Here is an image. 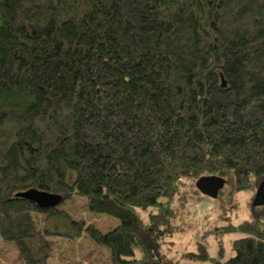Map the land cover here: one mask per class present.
Masks as SVG:
<instances>
[{
	"label": "trees",
	"instance_id": "1",
	"mask_svg": "<svg viewBox=\"0 0 264 264\" xmlns=\"http://www.w3.org/2000/svg\"><path fill=\"white\" fill-rule=\"evenodd\" d=\"M0 15V235L24 264L79 263L47 228L66 212L19 192L117 217L85 228L111 264H177L165 246L211 174L219 198L255 193L249 218L209 233L245 235L183 258L264 264V0H0Z\"/></svg>",
	"mask_w": 264,
	"mask_h": 264
},
{
	"label": "rangeland",
	"instance_id": "2",
	"mask_svg": "<svg viewBox=\"0 0 264 264\" xmlns=\"http://www.w3.org/2000/svg\"><path fill=\"white\" fill-rule=\"evenodd\" d=\"M2 23L0 15V25ZM254 193V190L248 189L230 194V189L227 188L224 198H212L202 193L198 197L191 195L188 198L189 202L181 207L180 214V217H185L190 225L185 231L170 238L171 242L165 246L169 248L170 257L176 259L177 264H204L201 260L198 262L187 260L183 258V254L198 251V243L202 242L207 245L212 255H217L220 239L227 251H231V241L242 237L244 233L232 230L218 237L214 232L209 233V230L213 231L216 226L239 225L249 218ZM59 207L66 215L53 217L47 222L49 230L62 233L58 236L60 247L57 254L63 251L68 255L74 254L79 264H111L110 250L95 242L85 228L93 222L100 230L106 232L118 225L119 219L108 213L93 212L87 205V199L79 195L65 199ZM76 227H82L87 236L82 233L78 237ZM0 264H24L16 243L12 240H3L1 235Z\"/></svg>",
	"mask_w": 264,
	"mask_h": 264
},
{
	"label": "water",
	"instance_id": "3",
	"mask_svg": "<svg viewBox=\"0 0 264 264\" xmlns=\"http://www.w3.org/2000/svg\"><path fill=\"white\" fill-rule=\"evenodd\" d=\"M222 85H227L224 79H222ZM225 185L226 179L215 174L201 176L196 181V187L201 193L212 198H217L220 190L223 189ZM17 196L30 199L43 208L55 207L63 200V196L60 194L49 193L36 188H30L26 191L19 192ZM253 205L255 207L264 205V180L259 184L256 190Z\"/></svg>",
	"mask_w": 264,
	"mask_h": 264
}]
</instances>
